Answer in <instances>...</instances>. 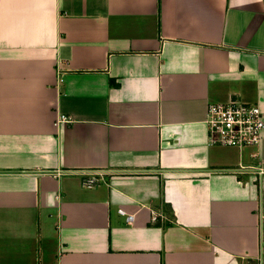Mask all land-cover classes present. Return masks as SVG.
Here are the masks:
<instances>
[{
    "label": "crops",
    "instance_id": "1",
    "mask_svg": "<svg viewBox=\"0 0 264 264\" xmlns=\"http://www.w3.org/2000/svg\"><path fill=\"white\" fill-rule=\"evenodd\" d=\"M233 99L264 112V0H0V264H264Z\"/></svg>",
    "mask_w": 264,
    "mask_h": 264
},
{
    "label": "built area",
    "instance_id": "2",
    "mask_svg": "<svg viewBox=\"0 0 264 264\" xmlns=\"http://www.w3.org/2000/svg\"><path fill=\"white\" fill-rule=\"evenodd\" d=\"M70 117L61 115L56 124L70 122ZM205 123L209 141L212 144L237 147L240 149L261 144L264 132V112L259 104L233 99L229 102L211 103L207 108ZM262 172V170H261ZM82 184L94 188L105 182L104 171L83 170ZM105 174H109L105 171ZM123 215L126 212L121 209ZM133 215H127L132 221Z\"/></svg>",
    "mask_w": 264,
    "mask_h": 264
}]
</instances>
